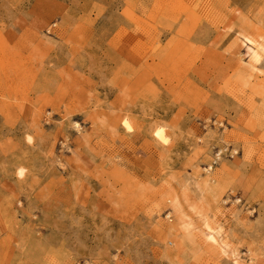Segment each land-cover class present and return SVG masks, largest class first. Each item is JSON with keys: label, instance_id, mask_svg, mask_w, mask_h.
I'll list each match as a JSON object with an SVG mask.
<instances>
[{"label": "rangeland", "instance_id": "374dc122", "mask_svg": "<svg viewBox=\"0 0 264 264\" xmlns=\"http://www.w3.org/2000/svg\"><path fill=\"white\" fill-rule=\"evenodd\" d=\"M0 264H264V0H0Z\"/></svg>", "mask_w": 264, "mask_h": 264}, {"label": "bare ground", "instance_id": "6f19581e", "mask_svg": "<svg viewBox=\"0 0 264 264\" xmlns=\"http://www.w3.org/2000/svg\"><path fill=\"white\" fill-rule=\"evenodd\" d=\"M242 44L245 45L246 49H248V54H249V59L253 64H256L259 62V60L261 59V54H260V47H254L257 46L254 42V40L250 39L247 36H244L242 39ZM173 207L174 210L176 211V213L179 215V221H180V225L181 228L184 231H189L192 229L193 225L192 223L189 221H187L188 218H186L184 212L182 211L181 205L179 203V200L177 198L174 199V203H173ZM204 226V230H203V237L204 239L212 244V245H217L218 244V240L216 238V236L219 234L218 232H216L215 230H213V228L210 226L209 223H207L206 221H204L203 223ZM224 253V252H223ZM225 254V253H224Z\"/></svg>", "mask_w": 264, "mask_h": 264}, {"label": "built area", "instance_id": "2783aa9c", "mask_svg": "<svg viewBox=\"0 0 264 264\" xmlns=\"http://www.w3.org/2000/svg\"><path fill=\"white\" fill-rule=\"evenodd\" d=\"M221 155H222V154H221L220 151L216 154L215 159L213 160V164H212V166L216 165V164L219 162V160H220V158H221Z\"/></svg>", "mask_w": 264, "mask_h": 264}, {"label": "snow or ice", "instance_id": "6c2138e0", "mask_svg": "<svg viewBox=\"0 0 264 264\" xmlns=\"http://www.w3.org/2000/svg\"><path fill=\"white\" fill-rule=\"evenodd\" d=\"M158 135H159V133H158ZM166 142V141H165ZM21 175H23V170H21V173H20Z\"/></svg>", "mask_w": 264, "mask_h": 264}]
</instances>
